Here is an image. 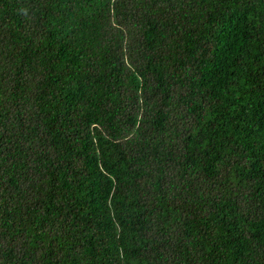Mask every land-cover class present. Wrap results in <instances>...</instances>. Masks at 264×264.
<instances>
[{"label": "trees", "instance_id": "obj_1", "mask_svg": "<svg viewBox=\"0 0 264 264\" xmlns=\"http://www.w3.org/2000/svg\"><path fill=\"white\" fill-rule=\"evenodd\" d=\"M0 264H264V0H0Z\"/></svg>", "mask_w": 264, "mask_h": 264}]
</instances>
